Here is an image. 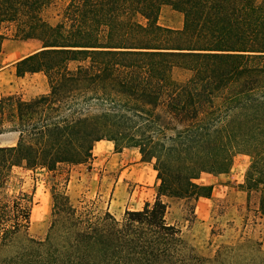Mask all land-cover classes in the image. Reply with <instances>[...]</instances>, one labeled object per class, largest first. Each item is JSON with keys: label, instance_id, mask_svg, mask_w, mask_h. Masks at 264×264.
<instances>
[{"label": "trees", "instance_id": "16d2710c", "mask_svg": "<svg viewBox=\"0 0 264 264\" xmlns=\"http://www.w3.org/2000/svg\"><path fill=\"white\" fill-rule=\"evenodd\" d=\"M53 1L0 0V49L39 41L12 65L48 84L0 96V135L16 134L0 145V264H264L250 241L197 255L165 217L167 198L209 197L200 175L226 172L238 153L251 158L241 189L264 217V0H66L51 22ZM162 6L181 28L158 24ZM102 140L151 164L153 199L117 219L53 188L46 235L31 237V198L7 191L13 169L87 164Z\"/></svg>", "mask_w": 264, "mask_h": 264}, {"label": "rangeland", "instance_id": "374dc122", "mask_svg": "<svg viewBox=\"0 0 264 264\" xmlns=\"http://www.w3.org/2000/svg\"><path fill=\"white\" fill-rule=\"evenodd\" d=\"M65 1L54 0L44 11L45 18L54 21L56 12ZM157 22L178 29L182 27L183 16L168 6H162ZM32 45L40 47L37 40L7 38L3 42L0 49V96L18 93L24 99H30L48 91L42 73L18 77L14 67L6 66L23 54V48ZM172 75L175 79H182L187 72L176 68ZM15 141V133L0 135V145L14 144ZM250 160V156L238 153L233 156L226 172L201 174L199 181L212 185V193L207 198L166 199V221L179 227L183 239L195 254L214 257L223 245L250 241L254 243L250 254L259 258L264 256V217L255 214L257 193L251 192L248 196L241 189ZM155 175L151 164L140 159L136 148L115 152L112 142L102 140L94 144L92 159L87 164L60 165L55 172L14 168L7 191H24L29 195L32 213L28 233L33 238L42 239L49 226L53 188H64L75 205L92 201L121 219L126 209H139L145 201L153 199L157 190Z\"/></svg>", "mask_w": 264, "mask_h": 264}, {"label": "crops", "instance_id": "0c3cea01", "mask_svg": "<svg viewBox=\"0 0 264 264\" xmlns=\"http://www.w3.org/2000/svg\"><path fill=\"white\" fill-rule=\"evenodd\" d=\"M6 40V39H5ZM4 40V41H5ZM31 40H34V39H31ZM3 41V42H4ZM23 41H27V40H23ZM2 45H3V43H2ZM11 44L10 43H8V46H10ZM37 49H39V47H37V46H35V45H32V46H30V48H23V50H22V55L20 56V57H17L16 59H14L13 61H11L9 64H7L6 66H10L11 68L13 67L12 66V63H14L15 61H17V60H19V59H21L22 57H24V56H26V55H28V54H30V53H32V52H34L35 50H37ZM34 74H36V73H34ZM19 77V76H18ZM45 77V76H44Z\"/></svg>", "mask_w": 264, "mask_h": 264}]
</instances>
